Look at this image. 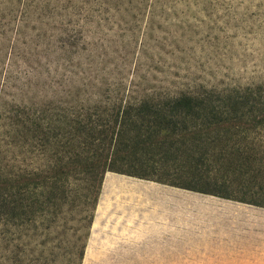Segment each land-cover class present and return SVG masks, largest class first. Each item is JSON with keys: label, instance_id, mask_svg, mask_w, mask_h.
<instances>
[{"label": "trees", "instance_id": "trees-1", "mask_svg": "<svg viewBox=\"0 0 264 264\" xmlns=\"http://www.w3.org/2000/svg\"><path fill=\"white\" fill-rule=\"evenodd\" d=\"M94 9L80 0H18L0 10V24L40 22L36 35H17L23 45L33 40L28 61L41 66L57 44L72 60L86 27L76 23L95 18ZM7 73L3 95L15 78ZM122 89L105 90L106 102H87L81 91L56 101L1 94L0 264H82L108 173L264 208V83L127 101Z\"/></svg>", "mask_w": 264, "mask_h": 264}, {"label": "rangeland", "instance_id": "rangeland-1", "mask_svg": "<svg viewBox=\"0 0 264 264\" xmlns=\"http://www.w3.org/2000/svg\"><path fill=\"white\" fill-rule=\"evenodd\" d=\"M80 1L95 8V18L79 16L77 28L86 27L69 61L58 44L48 59L43 54L41 66L28 61L36 47L28 36L23 45L17 31L36 35L39 21L9 17L11 25L0 24V90L7 71L15 73L0 97L28 102L38 94L56 101L81 91L87 102H106L105 90L122 87L127 101L199 85L223 90L264 83V0H117V7ZM14 3L0 0V10ZM108 177V186H119L103 185L97 210L115 208L121 222L152 224L159 264H264V208L116 173Z\"/></svg>", "mask_w": 264, "mask_h": 264}, {"label": "crops", "instance_id": "crops-1", "mask_svg": "<svg viewBox=\"0 0 264 264\" xmlns=\"http://www.w3.org/2000/svg\"><path fill=\"white\" fill-rule=\"evenodd\" d=\"M109 177L105 180V188L110 187ZM123 183L125 187L133 186L127 182ZM116 186L119 184L111 187ZM121 219L122 213L115 208L105 213L99 206L82 264L160 263L161 245L158 236L153 234L152 224L138 227L137 224L121 222Z\"/></svg>", "mask_w": 264, "mask_h": 264}]
</instances>
